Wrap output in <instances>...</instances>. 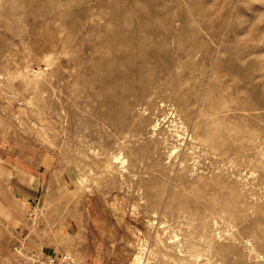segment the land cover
<instances>
[{
  "label": "rangeland",
  "instance_id": "1",
  "mask_svg": "<svg viewBox=\"0 0 264 264\" xmlns=\"http://www.w3.org/2000/svg\"><path fill=\"white\" fill-rule=\"evenodd\" d=\"M23 222L93 264H264V0H0V264Z\"/></svg>",
  "mask_w": 264,
  "mask_h": 264
},
{
  "label": "crops",
  "instance_id": "2",
  "mask_svg": "<svg viewBox=\"0 0 264 264\" xmlns=\"http://www.w3.org/2000/svg\"><path fill=\"white\" fill-rule=\"evenodd\" d=\"M22 227L17 224L15 228H13V231L15 232V240L17 243L16 248H21L24 252H27V254L30 253H37L41 255H62V254H69L73 256L76 261L82 260L85 261L88 258H94V259H101L104 258L103 254L98 253L94 254L93 250L88 249L91 248V244H88L86 242L84 243L82 250L78 251L74 248H62V246H57V244H50L49 242H46L43 238V235L45 234V230L43 228L40 229L39 233L34 232L33 227L30 223L21 224ZM60 238V236H57ZM64 238H66V234L63 235ZM69 238L67 237L66 240ZM65 240V239H64Z\"/></svg>",
  "mask_w": 264,
  "mask_h": 264
},
{
  "label": "built area",
  "instance_id": "3",
  "mask_svg": "<svg viewBox=\"0 0 264 264\" xmlns=\"http://www.w3.org/2000/svg\"><path fill=\"white\" fill-rule=\"evenodd\" d=\"M21 264H93L90 261L77 260L69 255H41L37 253H31L24 256Z\"/></svg>",
  "mask_w": 264,
  "mask_h": 264
}]
</instances>
